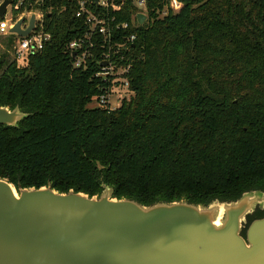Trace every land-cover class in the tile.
I'll return each instance as SVG.
<instances>
[{
  "label": "trees",
  "instance_id": "obj_1",
  "mask_svg": "<svg viewBox=\"0 0 264 264\" xmlns=\"http://www.w3.org/2000/svg\"><path fill=\"white\" fill-rule=\"evenodd\" d=\"M25 1L15 14L41 10L50 39L24 67L0 54V107L24 115L0 125V179L89 198L109 187L144 207L264 193V0H177L166 16L169 0H146L147 23L121 32L135 40L114 58L131 93L116 109L89 108L111 86L95 75L100 50L72 67L86 30L75 3ZM134 12L124 0L117 19Z\"/></svg>",
  "mask_w": 264,
  "mask_h": 264
},
{
  "label": "water",
  "instance_id": "obj_2",
  "mask_svg": "<svg viewBox=\"0 0 264 264\" xmlns=\"http://www.w3.org/2000/svg\"><path fill=\"white\" fill-rule=\"evenodd\" d=\"M12 2L2 1L0 19ZM34 20L24 31L19 20L10 32L24 38ZM145 22L137 14V23ZM23 117L18 108L0 107V125L16 126ZM261 200L263 193L251 191L230 202L144 207L112 198L109 187L89 198L50 186L16 189L0 179V264H264V218L241 236Z\"/></svg>",
  "mask_w": 264,
  "mask_h": 264
},
{
  "label": "built area",
  "instance_id": "obj_3",
  "mask_svg": "<svg viewBox=\"0 0 264 264\" xmlns=\"http://www.w3.org/2000/svg\"><path fill=\"white\" fill-rule=\"evenodd\" d=\"M3 0H0V4ZM12 4L7 6L0 19V38H12L13 45L11 52L13 60L21 67L27 64L28 58L31 55L40 53L45 42L50 39V34L44 31V17L41 10L30 8L24 9L21 14H15V11L21 9L25 5V0H12ZM34 6H40L44 0H30ZM75 3L76 11L74 16L82 19L85 22L86 30L84 35L75 41L71 42L67 50L73 55L72 67L81 68L82 65L91 56L95 50H100L103 56L100 60V71L96 73V77L102 81L111 83L109 91L103 95L96 97L98 106L107 107L108 99L113 87L118 82H121L123 88L128 89L129 82H127L126 73L129 67L116 65L114 61L118 54L119 59L122 60L121 52L127 49L129 44L135 40V35L122 36L121 32L127 30L129 27H141L137 23V14L146 15V22L148 14L146 13V0H132L135 12L131 16L130 22L120 23L117 19V13H120V5L124 0H69ZM180 3L177 0H169L167 6L160 13L161 16H166L170 10L172 13L180 9ZM9 15V16H7ZM35 17L34 26L32 30L24 38H20L10 30L22 18L24 22L20 25V29L24 31L29 25L30 17ZM144 23V24H145ZM142 24V25H144ZM101 63H106V66H101ZM114 80V83L112 82ZM109 109V108H108Z\"/></svg>",
  "mask_w": 264,
  "mask_h": 264
},
{
  "label": "rangeland",
  "instance_id": "obj_4",
  "mask_svg": "<svg viewBox=\"0 0 264 264\" xmlns=\"http://www.w3.org/2000/svg\"><path fill=\"white\" fill-rule=\"evenodd\" d=\"M7 16H9V15H7ZM20 20H22V18L20 19ZM5 39L4 38H0V54H6L9 58H10V60H13V55H12V52H11V50H10V48L12 47V45H13V42H12V44L10 45V48H8V51L6 50L7 49V47H6V45H4V43L6 44V42L4 41ZM9 52V54H10V56L7 54V52ZM18 65V64H17ZM26 65V64H25ZM19 66V65H18ZM113 83H114V80L112 81ZM131 96V93H130V91L128 90V89H126V88H123L122 86H121V82H118L117 84H116V86H114L113 87V89H112V91L110 92V95L109 96H107V101H108V108L109 109H116V108H118L119 106H120V104H121V102L123 101V100H127L129 97ZM93 107H99L98 106V104H97V101L95 100V99H93V102H92V104L90 105V107L89 108H93ZM259 192H261V191H259ZM262 193V192H261ZM263 195H264V193H263ZM256 200V199H255ZM262 201V200H261ZM263 203H264V201H262ZM261 206H263V205H261ZM263 209H264V207H263ZM260 210L259 209V207H258V205H255V207H254V210H253V213L252 214H254L255 213V211L256 210H260V211H264V210ZM252 214H250V215H252ZM264 218V217H263ZM246 222H247V218H246ZM252 222V221H251ZM250 222V223H251ZM249 223V224H250ZM248 224V225H249ZM245 226V225H244ZM244 226L242 227V232H243V228H244ZM247 228H248V226L246 227V231H247ZM246 231H245V233H244V235H242V233H241V236L243 237V238H245V235H246Z\"/></svg>",
  "mask_w": 264,
  "mask_h": 264
},
{
  "label": "flooded vegetation",
  "instance_id": "obj_5",
  "mask_svg": "<svg viewBox=\"0 0 264 264\" xmlns=\"http://www.w3.org/2000/svg\"><path fill=\"white\" fill-rule=\"evenodd\" d=\"M263 210H264V209H263ZM262 218H263V217H262ZM262 218H258V219H262ZM253 220H257V218H255V219H253ZM253 220H252V221H253Z\"/></svg>",
  "mask_w": 264,
  "mask_h": 264
}]
</instances>
